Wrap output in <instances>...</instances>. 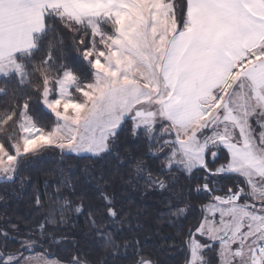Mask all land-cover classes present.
Wrapping results in <instances>:
<instances>
[{
	"label": "snow or ice",
	"instance_id": "obj_1",
	"mask_svg": "<svg viewBox=\"0 0 264 264\" xmlns=\"http://www.w3.org/2000/svg\"><path fill=\"white\" fill-rule=\"evenodd\" d=\"M125 130L144 151L121 154ZM53 152L118 164L90 193L45 180L32 199L48 210L27 226L0 214V264H93L56 231L70 212L110 255L159 264L119 242L116 186L140 181L170 194L179 264H264V0H0L6 195Z\"/></svg>",
	"mask_w": 264,
	"mask_h": 264
},
{
	"label": "trees",
	"instance_id": "obj_2",
	"mask_svg": "<svg viewBox=\"0 0 264 264\" xmlns=\"http://www.w3.org/2000/svg\"><path fill=\"white\" fill-rule=\"evenodd\" d=\"M119 142L122 155L126 150L135 149L141 152L145 150L142 142L137 141L127 130L121 133ZM117 164L118 161L112 155H105L102 159L90 156L80 158L75 154L61 156L59 152L45 155L31 165L30 171L26 173L30 176L31 183L26 185L22 191L15 195H6V190L16 186L0 184V197H5L0 200V214L6 213L18 220L22 226H27L38 217H42L48 210L50 201L47 198H45L44 207L40 210L35 209L32 199L35 189L39 188L43 191L45 180L49 182V192L54 190L57 181L67 176L78 189L90 193L98 183L93 177H98L102 172L107 173L109 169H115ZM184 183L185 181H180V184ZM179 187L178 184L177 190ZM169 195L167 192L161 193L159 190L146 188L143 181L116 186V200L122 212L121 219L124 220L126 229L120 233L119 242L122 245L124 238L138 239L141 246L152 253L159 264H179L181 259L178 240L180 221L174 220L167 212ZM176 202L179 203V201ZM192 203L194 204L196 201L193 199ZM180 206L184 205L180 204ZM67 215L66 225L56 231L72 238L79 245V251L87 254L93 264H105V261L107 264H128L127 258L124 256L108 253L103 243L92 232L86 214L77 215L70 212ZM129 227L132 228L131 232L127 231ZM43 248L48 249L49 252L57 251L55 245L49 248V245L45 244ZM41 252L40 248L36 249L37 254ZM60 254H64L63 249ZM49 258L59 257L49 256Z\"/></svg>",
	"mask_w": 264,
	"mask_h": 264
}]
</instances>
